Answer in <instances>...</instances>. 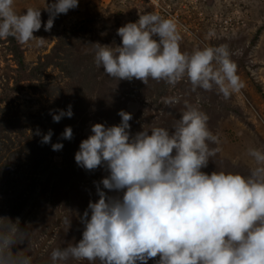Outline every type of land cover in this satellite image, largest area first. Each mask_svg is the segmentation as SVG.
<instances>
[{
  "label": "clouds",
  "instance_id": "clouds-1",
  "mask_svg": "<svg viewBox=\"0 0 264 264\" xmlns=\"http://www.w3.org/2000/svg\"><path fill=\"white\" fill-rule=\"evenodd\" d=\"M114 1L101 0V5L111 8ZM76 7L78 0L45 3L44 30L50 31L58 15ZM125 14L117 29L121 43L93 44L91 50L95 65L109 77L145 85L152 80L173 88L187 81L192 92L216 91L225 100L245 86L227 45L183 52L175 19L145 12L128 23ZM41 27L40 8L29 7L21 14L14 0H0V40L11 37L21 45L43 46L45 38L34 36ZM214 37V31L206 35ZM182 101L179 119L171 127H143L133 135L132 114L124 110L118 112L119 124L91 126L75 162L87 171L104 168L108 174L94 182L98 199L90 200L78 216L82 238L53 248L51 264H264V148L249 146L233 160L234 166L244 160L246 174L202 171L222 152L221 139L199 106L179 95L162 103L174 108ZM72 115L69 106L52 113V119L58 123ZM52 134H43L41 143H51ZM35 135H41L39 129ZM61 136L71 140V127ZM51 147L59 151L63 144ZM63 223L66 232L71 217H64ZM26 239L18 220L0 217V264H32L17 248Z\"/></svg>",
  "mask_w": 264,
  "mask_h": 264
},
{
  "label": "rangeland",
  "instance_id": "rangeland-1",
  "mask_svg": "<svg viewBox=\"0 0 264 264\" xmlns=\"http://www.w3.org/2000/svg\"><path fill=\"white\" fill-rule=\"evenodd\" d=\"M119 1L107 8L101 0H78V7L58 15L52 29L45 31V3L54 0H14V8L21 14L29 7L40 8L42 27L34 36L45 38V42L35 46L34 42L21 45L10 38L0 40V217L18 220L27 232L24 244L17 248L32 258V264H51L53 248L82 238L83 225L78 216L90 200L98 199L94 182L108 174L104 168L87 171L76 165L69 175L57 167L61 177L70 180L53 184V169L60 158L59 151H53L50 144H64L66 139L54 135L55 122L48 116L51 109L66 111L71 106L72 117L65 116L61 121L76 130L71 141L79 146V138L90 135L93 124H119L120 110L132 114L129 123L133 135L143 127H171L179 119L183 101L174 108H167L162 101L179 95L207 113L210 130L221 139L222 152L202 171L246 174L244 160L236 166L233 160L249 146L264 148V0H153L168 10V18L177 21L182 34L181 51L228 46L245 85L228 100L216 91L192 92L187 81L161 90L163 82L150 80L145 85L135 79L116 81L98 68L91 51L93 44L115 47L121 43L117 35V29L123 26L121 13H129L126 10L131 6ZM135 5L130 12L134 16L146 7L139 2ZM208 31H214L215 37L206 39ZM19 55L23 68L18 63ZM58 60L64 62L63 69ZM157 92H162L161 102L156 112L149 114L146 106L156 107ZM48 96L54 99L53 106ZM37 129L41 135H35ZM49 130L53 134L46 157L50 153V158L40 161L36 154L45 146L33 141L42 139ZM51 162L57 165L53 167ZM66 216L71 217V227L65 232ZM148 264L155 261L149 260Z\"/></svg>",
  "mask_w": 264,
  "mask_h": 264
},
{
  "label": "trees",
  "instance_id": "trees-1",
  "mask_svg": "<svg viewBox=\"0 0 264 264\" xmlns=\"http://www.w3.org/2000/svg\"><path fill=\"white\" fill-rule=\"evenodd\" d=\"M10 39H13V40H15L14 38H11L10 37ZM17 47H15L13 50L16 52V49ZM17 58H18V63L19 64H21L22 63V56H17ZM41 63V62H40ZM39 63V64H40ZM58 65H59V67H62V69L65 67V64H64V62H62L61 60H58ZM21 67L23 68V67H25V64H21ZM167 85H165V84H163V85H161L159 88L162 90L163 88H165ZM160 93H162V92H157V95H156V98H157V105H156V107L155 108H149V106H148V104H147V106L146 107H148V108H146V110H147V113H149V114H152L153 112L155 113L156 112V108H157V106L159 105V103L161 102V99H160V96H161V94ZM167 94H169V93H167ZM155 98V99H156ZM47 100H49V103L52 101V106L54 105V99L52 100L49 96L46 98ZM50 105V104H49ZM49 109H50V107H49ZM54 109V108H53ZM53 109H51L50 111H48L47 113L49 114L48 116H50L51 118H52V113H55V111H53ZM150 109V110H149ZM75 115V114H74ZM64 118V117H63ZM63 118L61 119V120H63ZM59 121L58 123H54V126H53V133H54V135L55 136H57V135H61L62 133H63V131H64V129H65V127L66 126H68V125H63L62 124V121ZM76 130H73L72 132L74 133ZM89 132H87L86 134H88ZM57 134V135H56ZM88 135H84L83 137H81V138H79V140H80V142H81V140H83V139H86V137H87ZM41 138H38L37 140H35V141H33L34 142V144H36V143H40V145H44L45 146V148H41L40 150H39V152L36 154V157L37 158H39L40 159V161H43L44 159H48V158H50V153H49V155H48V157H46V154H48V151L46 150V149H50V147H48V145L47 144H43V143H41ZM47 146V147H46ZM50 146H51V144H50ZM43 150V151H42ZM79 150V146L78 145H72V141L71 140H65V142H64V144H63V148L61 149V150H59V158H60V160L58 161V165L57 164H53L52 162V166L53 167H55L56 165V167L53 169V176H54V180L53 181H55V183H53V184H57L56 182L57 181H66V182H69V180H67L66 178H63V177H61V175L58 173V170H57V167L58 168H61L62 170H66L68 173H69V175H70V173H72L73 171H74V169L78 166L77 165V163L75 162V159H74V156H75V153L77 152ZM40 151H42V153L40 152ZM30 156H31V154H30ZM56 163V162H55ZM77 165V166H76ZM62 166V167H61ZM76 166V167H75ZM73 168V169H72ZM51 170H52V168H51ZM65 171V172H66ZM51 191L54 193V189H52V187H51Z\"/></svg>",
  "mask_w": 264,
  "mask_h": 264
},
{
  "label": "built area",
  "instance_id": "built-area-1",
  "mask_svg": "<svg viewBox=\"0 0 264 264\" xmlns=\"http://www.w3.org/2000/svg\"><path fill=\"white\" fill-rule=\"evenodd\" d=\"M121 1H123V2L126 1L129 4V6H131L128 8V10H126V11H130L131 13L133 12V10L136 7V5H135L136 2H139V3L146 5V7H142L140 9V12L135 16L132 15L130 12L129 13L126 12L125 19L128 23L129 22H136L139 19V15L142 13H145V12L158 13L163 18H168V16H170V14H168V12H167L168 10L164 6L159 5L157 2H154L153 0H146L144 2L138 1V0H121Z\"/></svg>",
  "mask_w": 264,
  "mask_h": 264
},
{
  "label": "bare ground",
  "instance_id": "bare-ground-1",
  "mask_svg": "<svg viewBox=\"0 0 264 264\" xmlns=\"http://www.w3.org/2000/svg\"><path fill=\"white\" fill-rule=\"evenodd\" d=\"M184 28H185V27H184ZM188 28H189V27H188ZM199 28H200V27H199ZM192 29H193V28H192ZM204 29H205V28H204ZM208 32H209V31H208ZM181 35H182V34H181ZM187 35H188V34H187ZM192 35H194V34H192ZM204 39H205V38H204ZM196 41H197V40H196ZM204 41H205V40H204ZM209 41H210V40H209ZM194 42H195V41H194ZM213 42H214V41H213ZM188 43H189V42H188ZM196 43H197V42H196ZM208 43H209V42H208ZM190 44H192V43H190ZM190 44H189V45H190ZM193 44H194V43H193ZM224 44H225V43H224ZM198 45H199V43H198ZM182 46H183V45H182ZM194 46H195V45H194ZM183 47H184V46H183ZM187 47H189V46H187ZM197 47H198V46H197ZM200 47H201V46H200ZM203 47H204V46H203ZM191 49H192V48H191ZM192 51H193V49H192ZM188 53H189V52H188ZM88 136H89V135H88ZM88 136H87V137H88ZM87 137H86V138H87ZM44 185H45V184H44Z\"/></svg>",
  "mask_w": 264,
  "mask_h": 264
}]
</instances>
